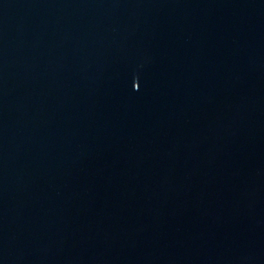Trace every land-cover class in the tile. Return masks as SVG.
Wrapping results in <instances>:
<instances>
[{
	"label": "water",
	"instance_id": "95a60500",
	"mask_svg": "<svg viewBox=\"0 0 264 264\" xmlns=\"http://www.w3.org/2000/svg\"><path fill=\"white\" fill-rule=\"evenodd\" d=\"M0 264H264V0H0Z\"/></svg>",
	"mask_w": 264,
	"mask_h": 264
}]
</instances>
